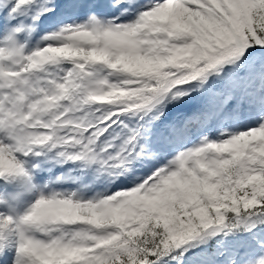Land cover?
<instances>
[{
    "label": "snow or ice",
    "instance_id": "snow-or-ice-1",
    "mask_svg": "<svg viewBox=\"0 0 264 264\" xmlns=\"http://www.w3.org/2000/svg\"><path fill=\"white\" fill-rule=\"evenodd\" d=\"M0 264H264V0H0Z\"/></svg>",
    "mask_w": 264,
    "mask_h": 264
},
{
    "label": "rangeland",
    "instance_id": "rangeland-1",
    "mask_svg": "<svg viewBox=\"0 0 264 264\" xmlns=\"http://www.w3.org/2000/svg\"><path fill=\"white\" fill-rule=\"evenodd\" d=\"M68 7L71 8V7H73V6H72V5H69Z\"/></svg>",
    "mask_w": 264,
    "mask_h": 264
}]
</instances>
